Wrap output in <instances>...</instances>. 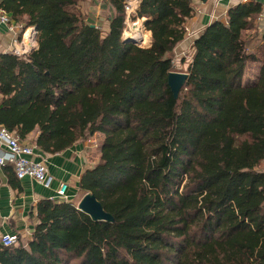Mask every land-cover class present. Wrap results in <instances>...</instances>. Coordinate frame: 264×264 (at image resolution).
<instances>
[{"label":"trees","instance_id":"trees-1","mask_svg":"<svg viewBox=\"0 0 264 264\" xmlns=\"http://www.w3.org/2000/svg\"><path fill=\"white\" fill-rule=\"evenodd\" d=\"M105 1L102 35L76 9L83 0H0L21 34L37 32L26 56L0 54V125L36 135L44 155L101 135L78 195L113 217L42 199L30 240L0 244V264H264V32L246 34L260 5L231 7L194 39L174 99L171 56L193 0H139L130 19H145L149 47L122 39L126 0Z\"/></svg>","mask_w":264,"mask_h":264},{"label":"crops","instance_id":"crops-1","mask_svg":"<svg viewBox=\"0 0 264 264\" xmlns=\"http://www.w3.org/2000/svg\"><path fill=\"white\" fill-rule=\"evenodd\" d=\"M251 1L260 5L261 12L253 22V28L246 34L257 35V38H260L264 32V0H193L194 16L187 21L185 29L197 31L200 34L215 21L226 23V14L231 7ZM197 13L200 14L195 15ZM143 21H145L144 18ZM13 25L18 26L17 24ZM195 34L197 35V33ZM196 35L193 36V41L197 37ZM148 37H150L149 33ZM14 38L15 36L9 33L5 26L0 25V54L6 53L4 50ZM259 66V63L250 64L244 79L254 81ZM250 70L251 73H249ZM35 137L36 135L31 136L28 143L32 145V139ZM87 143H92V141L87 142L86 140V142L76 143L70 149L56 155H44L35 149L37 155L33 159L36 162L40 160L39 155L46 159L48 172L53 178L50 189L42 188L29 178L16 181L12 178L13 184L11 185L8 173L0 167V236L2 234H16L22 243L28 242L36 223L37 203L42 199L54 197L59 182H66L69 185L68 201L77 206L82 198L78 195L80 177L96 163L92 161L94 160L93 150ZM262 169L264 170V163Z\"/></svg>","mask_w":264,"mask_h":264},{"label":"built area","instance_id":"built-area-1","mask_svg":"<svg viewBox=\"0 0 264 264\" xmlns=\"http://www.w3.org/2000/svg\"><path fill=\"white\" fill-rule=\"evenodd\" d=\"M0 25L5 26L7 31L16 37L18 33L17 26H11L9 16L1 9ZM28 32H31V40L26 38ZM36 33L34 27L28 28V31L22 35V39L19 38L20 46L14 38L11 44L14 54L17 56L29 54L35 47ZM35 152L33 145L21 141L16 135L0 125V167H10L18 180L29 178L42 188L50 189L53 178L48 172L46 159L39 155L40 160L36 162L33 159L37 155ZM68 189L69 185L66 182H59L55 190V196L49 198V200L68 201ZM17 243L18 236L16 234H2L0 236V244L3 247H13Z\"/></svg>","mask_w":264,"mask_h":264},{"label":"rangeland","instance_id":"rangeland-1","mask_svg":"<svg viewBox=\"0 0 264 264\" xmlns=\"http://www.w3.org/2000/svg\"><path fill=\"white\" fill-rule=\"evenodd\" d=\"M139 0H126V5H125V12H126V21H125V29L122 34V39L123 40H132L131 35H133L137 29L141 30V33L144 34V38L140 39V42L137 44L141 47H148L150 44V37H148V33L144 31V26H143V19H138L135 22H133L130 19V16H132L138 6ZM79 9L82 13V15L85 17L84 20L86 23L89 25H93L94 27L97 28L101 32L102 35H104L107 32L108 28V19L111 16V9L109 4L105 0H83V2H80L77 6L76 9ZM127 8V9H126ZM200 13H197L195 15H199ZM18 28V33L15 37V39L18 41V46H20L19 41L22 39V35L28 31V29H25L24 32L21 34V25L17 24ZM11 26H15L11 24ZM36 30V29H35ZM197 33V35L195 34ZM21 34V35H20ZM129 34V35H128ZM199 32L197 31H187L185 29V38L181 44H179L175 50L172 57V65H173V72H178V73H185L188 64L190 63L191 59V46L193 43V36H198ZM249 34V33H248ZM13 35V34H12ZM250 35V34H249ZM20 37V39H19ZM147 38V40H146ZM144 40V41H143ZM144 42V43H143ZM12 42L10 45L4 50L6 53H13L12 47H11ZM34 49L36 48V44L34 45ZM3 54V53H2ZM26 55H21L20 57H23ZM252 71L250 70L249 73ZM254 82L253 80H250ZM248 81L247 79H244V83H252ZM95 136H97L95 138ZM95 140V141H94ZM92 141V143H87V145H90L93 155V162H98L99 159V152H100V146H101V141H102V136L99 134H95L93 137L87 139V142ZM80 142H86V141H79ZM94 142V143H93ZM95 163V164H96Z\"/></svg>","mask_w":264,"mask_h":264},{"label":"water","instance_id":"water-1","mask_svg":"<svg viewBox=\"0 0 264 264\" xmlns=\"http://www.w3.org/2000/svg\"><path fill=\"white\" fill-rule=\"evenodd\" d=\"M205 1V0H203ZM91 27H94L91 25ZM134 43V40H128ZM187 79L186 73L170 72L167 77V84L172 93L174 99L177 98L181 88L184 86ZM77 209L86 215H88L93 221H104L113 222V217L104 211L101 204L96 200V198L87 193L85 194L77 204Z\"/></svg>","mask_w":264,"mask_h":264},{"label":"bare ground","instance_id":"bare-ground-1","mask_svg":"<svg viewBox=\"0 0 264 264\" xmlns=\"http://www.w3.org/2000/svg\"><path fill=\"white\" fill-rule=\"evenodd\" d=\"M129 35V34H128ZM30 36H31V32H28L27 34H26V38L27 39H29V40H31L30 39ZM130 38H132V40H134L135 42H140V40H139V38L141 39H143L144 38V40H145V36H144V34L143 33H141V30H139V29H137V31L133 34V35H131V37ZM143 40V41H144ZM146 40H147V38H146ZM144 43V42H143Z\"/></svg>","mask_w":264,"mask_h":264}]
</instances>
